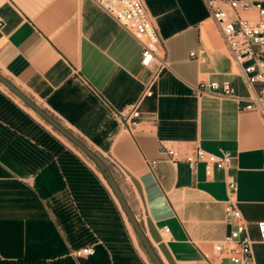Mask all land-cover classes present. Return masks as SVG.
I'll return each mask as SVG.
<instances>
[{"label": "crops", "instance_id": "1", "mask_svg": "<svg viewBox=\"0 0 264 264\" xmlns=\"http://www.w3.org/2000/svg\"><path fill=\"white\" fill-rule=\"evenodd\" d=\"M144 3L167 51V67L156 77L140 65L141 43L94 0H0V73L112 164L162 264H210L212 243L228 232L223 173L215 170L206 179L202 165L195 171L181 162L173 165L158 153L159 141L181 153L197 144L235 156L230 173L237 182V208L257 240L256 223L264 221V121L236 99L195 94L199 81L228 79L238 96L247 95L201 0ZM191 52L203 61L190 58ZM148 82L151 94L145 95ZM138 101L141 123L130 134L112 110ZM5 143L0 264H78L70 255L77 242L71 235L88 225L79 224L72 205L70 218L59 212L68 208L64 197L71 193L58 182L64 178L56 157L45 161L44 148L28 138ZM46 173L58 183L56 194L45 187ZM253 251L256 264H264V244L256 243ZM79 260L87 264L89 258Z\"/></svg>", "mask_w": 264, "mask_h": 264}, {"label": "built area", "instance_id": "2", "mask_svg": "<svg viewBox=\"0 0 264 264\" xmlns=\"http://www.w3.org/2000/svg\"><path fill=\"white\" fill-rule=\"evenodd\" d=\"M120 27L129 32L141 43L140 65L156 77L167 67V51L158 30L150 17L144 0H94ZM209 17L216 25L222 41L235 67L238 69L247 95L240 97L228 79H208L199 81L194 87L197 95L203 93L219 97L233 98L243 102V110L257 113L264 121V0H201ZM3 20L0 18V30ZM190 58L202 62L203 58L194 52ZM148 82L145 95L148 92ZM113 117L122 130L134 133L140 126L139 101L112 110ZM158 153L175 165L178 162L195 171L203 166L206 179L212 178L215 170L223 173L226 200L223 202L224 222L228 232L211 245L210 264H256L253 246L264 244V221L256 223L258 239L253 240L248 233V223L237 208L235 196L237 182L230 173L235 158L230 152L221 150L213 154L202 150L197 144L181 153L170 142L159 141ZM156 161H151L154 165ZM121 174L124 172L119 169ZM162 233L169 232L168 227L161 228ZM94 254L92 245L72 250L74 259H85Z\"/></svg>", "mask_w": 264, "mask_h": 264}, {"label": "trees", "instance_id": "3", "mask_svg": "<svg viewBox=\"0 0 264 264\" xmlns=\"http://www.w3.org/2000/svg\"><path fill=\"white\" fill-rule=\"evenodd\" d=\"M17 133L18 135L16 136ZM12 138H28L33 140L36 144L41 145L46 152L44 155L45 161H49L52 157H56L61 171V177L64 178V181L58 180V182H60V186L63 190L66 184L71 193L70 199L69 196L64 197L68 204L65 201L62 203L65 202L68 208L66 210H64V208L59 209V212H62L60 213L61 215L70 218L69 205H72L75 211L73 215H76L75 218L78 219L79 224H81L82 220L88 225V228H91L93 233H97L99 236L102 233L106 235L110 232V228L113 227L107 223L110 222L109 218H111V213L119 222L115 211L109 210L108 212L104 209L105 205L103 206V204L105 198L103 190L96 184L95 177L88 168L82 164L79 158L67 150L47 131L35 124L28 115L21 113L15 106L8 103L0 96V152L5 149V141H10ZM55 214H58V212L55 211ZM62 220L64 221V217H62ZM83 230L84 232L88 231L86 227H82L71 235L72 238L77 240V242L72 245L73 250L84 247L83 238L85 233H83ZM68 231L67 229V232ZM107 248L111 249V254L118 255L114 247H109V244H107ZM107 248H102L101 246L97 248L94 247V254L88 257L89 261L87 264H108L106 260Z\"/></svg>", "mask_w": 264, "mask_h": 264}, {"label": "rangeland", "instance_id": "4", "mask_svg": "<svg viewBox=\"0 0 264 264\" xmlns=\"http://www.w3.org/2000/svg\"><path fill=\"white\" fill-rule=\"evenodd\" d=\"M16 88L20 92H22L27 98H29L31 101H33L38 107H40L42 109V107L36 103V100H34L31 96H29L26 92L22 91L20 88H18V87H16ZM0 96L3 97V99L5 101H7L8 103H11L13 106H15L16 109H18L21 113L28 115L34 121V123L39 125L41 128L47 127L45 129L49 132L51 131L55 135L56 138L63 141L65 144L64 146L67 149L71 148V150L75 151V153H77V155H78L77 157L82 162V164L85 167H87L88 170L95 177V180L97 182L96 184L99 187H101V189L103 190L104 198H105V201L103 204V206L105 205L104 209H106V211H108V212H109V210H113L116 212L117 218L119 219V222L117 221L115 216L112 215V213H111V218H109L110 222H107V223H109L113 227L110 228V232H108L106 235H104L102 233L99 236L97 233L96 234L93 233L91 231V228L86 227V229L88 231L86 232V238L84 240V246L92 245L93 248L94 247L97 248L99 246H101L102 248H105V247L107 248V244H109V247H114L116 249L118 255L111 254V249L107 248L106 260L108 261V264H154L153 261L151 260L150 256L148 255L143 243L140 241L137 234L135 233L132 225L127 220L126 215L123 214V212L118 207L117 202L113 198L111 192L108 189V186H107L105 180L101 176V174H100L98 168L95 166L94 162L91 159H89L86 155H84V153H82L77 148H75L68 140H66L64 137H62L58 132L53 130L49 124H47L45 121H43L30 108H28L23 102H21L17 96L13 95L10 91H8L2 84H0ZM42 110L44 112H46L44 109H42ZM48 115L54 119V117L52 115H50V114H48ZM54 120L58 123V121L56 119H54ZM94 153L99 157L102 164L110 171L114 181L117 184V181L115 178V176L117 174H116V171L113 169L114 167L112 166V164H110L109 161H107L106 159L100 157L96 152H94ZM53 177L54 176L51 174H47V173L45 174L44 180H45L46 185H47L45 187H47L46 189L49 191V193L56 194V190L58 191L59 186H58L57 182L53 181L54 180ZM117 186H118V184H117ZM118 188H119V186H118ZM119 190H120V188H119ZM120 192H121V190H120ZM121 194L123 196V199L125 200L126 205L129 207L131 213L133 214V216L135 217V219L137 221L135 213L131 210V208H130L129 204L127 203L126 199L124 198V195L122 192H121ZM137 224L140 227V229L142 230L140 222L137 221ZM142 232H143V230H142ZM151 248L156 255V252L152 246H151ZM72 250H73V248L70 250V252ZM77 261H78L77 262L78 264H83V262H80V260H77ZM159 261H160V259H159Z\"/></svg>", "mask_w": 264, "mask_h": 264}, {"label": "water", "instance_id": "5", "mask_svg": "<svg viewBox=\"0 0 264 264\" xmlns=\"http://www.w3.org/2000/svg\"><path fill=\"white\" fill-rule=\"evenodd\" d=\"M0 84H2L8 91L13 95L17 96L21 102H23L28 108H30L36 115H38L43 121L51 126L53 130L58 132L62 137L68 140L75 148L84 153L89 159H91L95 166L98 168L101 176L105 180L109 191L111 192L113 198L118 204V207L126 215L127 220L132 225L135 233L137 234L140 241L143 243L148 255L154 264H161L155 253L153 252L151 246L149 245L147 239L145 238L142 230L137 224V221L133 214L131 213L129 207L126 205L123 196L114 181L110 171L102 164L99 157L91 151L87 146H85L79 139H77L72 133L62 127L53 118H51L46 112H44L40 107H38L33 101L27 98L22 92H20L7 78H5L0 73Z\"/></svg>", "mask_w": 264, "mask_h": 264}, {"label": "bare ground", "instance_id": "6", "mask_svg": "<svg viewBox=\"0 0 264 264\" xmlns=\"http://www.w3.org/2000/svg\"><path fill=\"white\" fill-rule=\"evenodd\" d=\"M68 145V144H67Z\"/></svg>", "mask_w": 264, "mask_h": 264}]
</instances>
